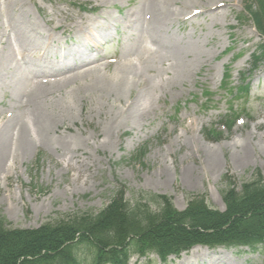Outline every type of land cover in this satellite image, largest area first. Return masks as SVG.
<instances>
[{"label":"rangeland","instance_id":"1","mask_svg":"<svg viewBox=\"0 0 264 264\" xmlns=\"http://www.w3.org/2000/svg\"><path fill=\"white\" fill-rule=\"evenodd\" d=\"M149 1L0 0V217L12 227L95 213L120 187L131 202L165 196L184 211L198 197L224 212L225 190L264 179V68L236 93L264 45L241 17L254 0H169L147 15ZM92 29L100 43L86 44ZM69 46L87 55L73 60ZM233 111L245 125L209 140ZM182 261L167 264H264V248L195 247Z\"/></svg>","mask_w":264,"mask_h":264},{"label":"trees","instance_id":"2","mask_svg":"<svg viewBox=\"0 0 264 264\" xmlns=\"http://www.w3.org/2000/svg\"><path fill=\"white\" fill-rule=\"evenodd\" d=\"M258 1L262 7L254 18L264 32V0ZM222 197L224 213L201 198L179 212L165 196L142 194L131 202L117 188L99 211L64 214L36 230L12 229L0 218V264H128L132 255L154 253L165 260L198 244L264 245V181L228 188Z\"/></svg>","mask_w":264,"mask_h":264},{"label":"bare ground","instance_id":"3","mask_svg":"<svg viewBox=\"0 0 264 264\" xmlns=\"http://www.w3.org/2000/svg\"><path fill=\"white\" fill-rule=\"evenodd\" d=\"M168 1L169 0H163L162 1L163 4H162L161 10H160V4H158L157 2H156V4H151V1H149L148 4H147V7L148 8H146V13L147 14H150L151 12H154L155 15L158 14V13H160L161 11H163L165 9L163 7L168 3ZM195 1L199 2L203 6H206L212 0H195ZM217 11L219 12L218 9H215L214 10L215 13ZM76 30H77L78 33H82L84 31V29H82L81 27H77ZM72 77H73V75L72 76H67L66 78H64V81L70 80V79H72ZM124 79L125 78H120V77H116V76H112V77L108 78V80H110L111 82H113L117 86H121L122 84L128 82V78H126L125 80ZM95 80H96V78H91L89 81H86V84L87 85H90ZM39 86H41V85H39ZM119 89L115 92V95H117V94H121L122 95V93H125V92H127L129 94L130 93V90H131L130 88L126 89L125 87H121L122 90H121V92H119ZM49 96H51V93L50 94H47L46 96H44L43 94H35L34 96L32 95V97H30L29 99L30 100L32 99L34 101V100H38V99H41V98H44V97H49ZM46 123L47 122L44 123L43 127H45ZM38 129H39V126H38ZM42 130L43 129H41V131Z\"/></svg>","mask_w":264,"mask_h":264}]
</instances>
